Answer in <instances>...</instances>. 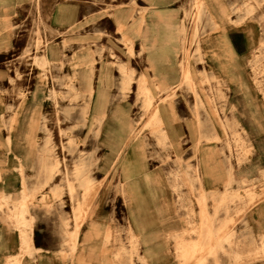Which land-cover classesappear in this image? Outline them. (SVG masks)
Returning <instances> with one entry per match:
<instances>
[{
    "label": "rangeland",
    "instance_id": "1",
    "mask_svg": "<svg viewBox=\"0 0 264 264\" xmlns=\"http://www.w3.org/2000/svg\"><path fill=\"white\" fill-rule=\"evenodd\" d=\"M159 178L177 264H264V0H0V220L55 264H157Z\"/></svg>",
    "mask_w": 264,
    "mask_h": 264
},
{
    "label": "crops",
    "instance_id": "2",
    "mask_svg": "<svg viewBox=\"0 0 264 264\" xmlns=\"http://www.w3.org/2000/svg\"><path fill=\"white\" fill-rule=\"evenodd\" d=\"M177 131L179 129L176 128L175 130H170L172 133H176ZM211 177L210 179L209 174L206 177L205 188L207 192L213 191L219 182L214 181L215 178L213 176ZM158 182L157 194L153 195V205L149 207V215L147 219L138 221L141 225L137 227L145 230L142 233V237L148 244L149 240L157 239V241L151 243L157 246V264H172L171 262L177 264L175 242H168L169 245L172 244L174 246V248L169 246L168 252L164 249H166L167 235L168 237L179 235L183 228V222L180 215H171L175 213V204L172 202V196L175 197V195L170 193L165 186H162L161 178L158 179ZM16 191L21 192L14 187L9 190L11 193H16ZM30 217L33 218V221H30L31 225L28 229L25 227L19 231L15 224L13 226L8 221L0 220V264H6L8 259L10 261L17 260L20 264H55V260L64 259L63 255L55 254L54 252L55 241L51 228L39 225L36 216L32 213ZM245 223L250 229L251 234L254 236H264V199L248 210L245 216ZM130 227L134 228L133 223L130 224ZM24 240L29 242L30 254L25 253L27 247ZM149 249L152 252L150 246ZM240 252L243 253V256L245 255L244 249ZM196 260H198V257H196Z\"/></svg>",
    "mask_w": 264,
    "mask_h": 264
}]
</instances>
